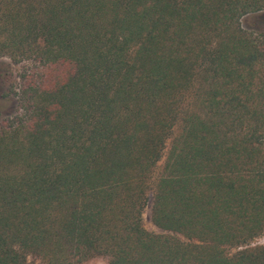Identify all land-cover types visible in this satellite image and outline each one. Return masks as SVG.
<instances>
[{
    "label": "trees",
    "instance_id": "1",
    "mask_svg": "<svg viewBox=\"0 0 264 264\" xmlns=\"http://www.w3.org/2000/svg\"><path fill=\"white\" fill-rule=\"evenodd\" d=\"M262 10L0 0V264H264Z\"/></svg>",
    "mask_w": 264,
    "mask_h": 264
},
{
    "label": "rangeland",
    "instance_id": "2",
    "mask_svg": "<svg viewBox=\"0 0 264 264\" xmlns=\"http://www.w3.org/2000/svg\"><path fill=\"white\" fill-rule=\"evenodd\" d=\"M239 24L242 29H244L247 32H250L254 36H260L262 34L264 35V10L243 15L239 19ZM14 72H15L14 67L8 64L7 59L4 57H0V121L3 120V118L11 115L15 111L14 98L1 96V92L7 82L8 75L9 74L13 75ZM167 145L168 142H166V147ZM163 156L164 153L161 156V158L157 161L153 175H155L159 170L163 161ZM149 207H150V192H148L147 194V203L144 206L141 214L142 225L146 230L154 233H158L160 232V230L156 226H154L150 221ZM253 244H264V235H260L254 238L250 242V245ZM28 264H41V263L36 258H29ZM82 264H106V262L103 257L96 256L85 260L84 262H82Z\"/></svg>",
    "mask_w": 264,
    "mask_h": 264
}]
</instances>
